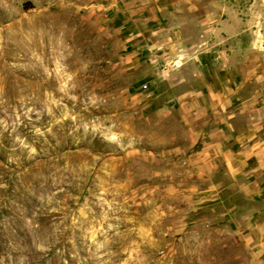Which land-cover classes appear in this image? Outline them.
I'll use <instances>...</instances> for the list:
<instances>
[{"label":"rangeland","instance_id":"1","mask_svg":"<svg viewBox=\"0 0 264 264\" xmlns=\"http://www.w3.org/2000/svg\"><path fill=\"white\" fill-rule=\"evenodd\" d=\"M188 1L263 67L264 0ZM133 5L0 0V264H264L257 178L203 155L191 67L133 65Z\"/></svg>","mask_w":264,"mask_h":264},{"label":"crops","instance_id":"2","mask_svg":"<svg viewBox=\"0 0 264 264\" xmlns=\"http://www.w3.org/2000/svg\"><path fill=\"white\" fill-rule=\"evenodd\" d=\"M129 1L133 8L121 13L138 31L130 48L133 65L149 64L156 77L168 74L173 80L178 59L191 67L182 79L194 85L182 89L187 107L203 109L205 99H217L209 127L219 138L205 143L203 155L214 165L219 157L234 179L256 177L243 190L254 194L257 188L264 195V58L261 67L246 31L215 24L213 17L185 5L188 0Z\"/></svg>","mask_w":264,"mask_h":264}]
</instances>
